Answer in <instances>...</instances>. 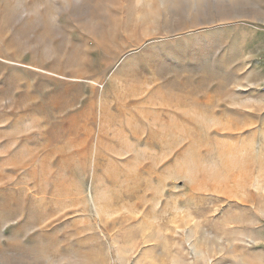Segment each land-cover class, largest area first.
Wrapping results in <instances>:
<instances>
[{"label":"rangeland","instance_id":"rangeland-1","mask_svg":"<svg viewBox=\"0 0 264 264\" xmlns=\"http://www.w3.org/2000/svg\"><path fill=\"white\" fill-rule=\"evenodd\" d=\"M0 264H264V0H0Z\"/></svg>","mask_w":264,"mask_h":264}]
</instances>
